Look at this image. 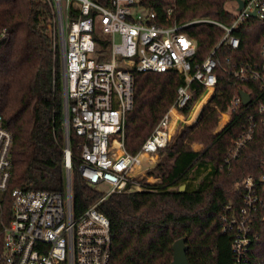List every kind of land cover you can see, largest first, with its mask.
Listing matches in <instances>:
<instances>
[{"label":"trees","instance_id":"trees-1","mask_svg":"<svg viewBox=\"0 0 264 264\" xmlns=\"http://www.w3.org/2000/svg\"><path fill=\"white\" fill-rule=\"evenodd\" d=\"M235 1L140 0L135 6L155 11L159 24L172 25L203 17L230 22L234 14L227 4ZM51 18L52 10L44 0H0V115L14 138L10 190L23 187L64 191L66 187L63 56L48 28ZM184 31L197 40L198 61L206 58L223 34L221 28L208 23L195 24ZM263 32L264 24L251 18L235 30L241 39L235 54L228 46L222 47L220 54L218 50L219 79L203 111L212 93L201 97L205 86L192 83V98L183 113L188 116L198 102L185 123L195 122L201 111L202 114L196 124L180 132L175 142L159 150L160 159L149 174H156L160 182L153 184L143 178L146 189L112 193L98 204L111 223V264H170L173 244L181 237H187L191 264H232V239L223 232L219 217L225 204L240 199L234 191L235 184L250 174L260 176L264 172V124L241 156L228 164L225 157L243 118L219 132L213 131L232 97L247 86L234 82L227 72L231 64L226 58L259 59ZM133 73L134 106L125 117L124 146L127 152L136 154L184 79L173 71L134 69ZM227 118V114L223 115L219 129ZM195 140L204 143L202 150L191 147ZM80 142L81 138L72 132V199L76 216L105 195L80 173ZM143 168V164L137 166L139 171ZM202 170L204 176L192 186L189 181ZM183 184L186 188L181 191ZM3 249L0 224V264H4ZM252 255L253 264L264 263V231Z\"/></svg>","mask_w":264,"mask_h":264},{"label":"built area","instance_id":"built-area-1","mask_svg":"<svg viewBox=\"0 0 264 264\" xmlns=\"http://www.w3.org/2000/svg\"><path fill=\"white\" fill-rule=\"evenodd\" d=\"M44 1L52 10L48 28L53 43L60 45L63 56L64 152L71 184L66 181L64 191L23 187L10 190L14 138L0 115L3 262L111 264V223L98 204L112 193L146 189L138 175L143 170L140 172L137 166L143 164L148 169L154 165L159 150L170 144L178 124L189 117L182 110L192 98V83L205 86L201 97L208 92L211 97L215 94L221 66L218 50L220 54L222 47L228 46L235 54L241 45L235 33L238 26L251 18L264 24V0H243L242 7L236 0L230 22L203 17L172 25L159 24L155 11L135 6L140 0ZM200 23L223 30L219 42L202 61L196 59L197 40L184 31ZM259 55L257 60L226 58L231 64L227 72L234 82L247 85L232 97L219 119L228 115L221 131L243 118L226 154L227 164L241 156L264 124V32ZM134 69L173 71L183 77L184 83L177 87L174 99L139 152L131 154L125 149L124 137L125 117L134 106ZM241 90L250 95L248 102H244ZM72 132L81 138L77 145L81 175L105 191L98 202L77 216L72 199ZM234 191L240 199L224 205L220 224L232 239V264H253L252 249L264 231V172L246 176L235 184Z\"/></svg>","mask_w":264,"mask_h":264},{"label":"rangeland","instance_id":"rangeland-1","mask_svg":"<svg viewBox=\"0 0 264 264\" xmlns=\"http://www.w3.org/2000/svg\"><path fill=\"white\" fill-rule=\"evenodd\" d=\"M227 8H228L229 10H231L232 12H236V4H235L234 2H229V3L227 4ZM210 99H211V97L208 99V101L206 102V104L203 106L202 111H203L204 107L209 103ZM202 111H201V113H200V116H201V114H202ZM200 116H199V118H200ZM199 118H198V120H199ZM198 120H196V121L193 122V123H185V122H184V123H179V124H178V128H177V131H176V133H175L173 139L171 140L170 144H172L173 142H175L176 137L180 134V132H181L186 126H188V125H194V124L197 123ZM219 126H220V122L218 123V126L214 129V131H213L214 133L219 132ZM204 146H205L204 143H203L202 141H199V140H195V141H192V142H191V147H192L194 150H202V149L204 148ZM159 159H160V155H158V156L156 157V162H155L154 165H152V166L149 167L148 169H142L143 172L140 171L141 173L138 174L139 177H140V178H144L147 182H150V183H153V184H156V183L160 182L161 178L158 177L156 174H153V175L149 174V171L152 170V169L156 166V164H157V162L159 161ZM204 174H205V171H204V170H202V171H201L199 174H197L195 177L193 176V175H194V173H193V174H192L193 177H192V179L189 181L190 184H192V186H193V185H197V184L200 182V180L202 179V177L204 176Z\"/></svg>","mask_w":264,"mask_h":264},{"label":"water","instance_id":"water-1","mask_svg":"<svg viewBox=\"0 0 264 264\" xmlns=\"http://www.w3.org/2000/svg\"><path fill=\"white\" fill-rule=\"evenodd\" d=\"M240 3V7L243 6V0H238ZM240 94L243 97L244 102H248L250 95L246 93L244 90L240 91ZM67 182L71 184V172H67ZM186 185L183 184L180 188L181 191H184ZM189 245L187 244V237H181L177 239L173 244V259L170 264H191L188 257Z\"/></svg>","mask_w":264,"mask_h":264},{"label":"crops","instance_id":"crops-1","mask_svg":"<svg viewBox=\"0 0 264 264\" xmlns=\"http://www.w3.org/2000/svg\"><path fill=\"white\" fill-rule=\"evenodd\" d=\"M212 97H213V96H212ZM212 97H211V98H212ZM197 102H198V101H197ZM190 115H191V113H190ZM190 115H189V116H190ZM146 160H147V158H145V161H146ZM155 162H156V159H155ZM154 164H155V163H154ZM143 166H144V165H143ZM144 167H145V166H144ZM143 169H146V167L143 168Z\"/></svg>","mask_w":264,"mask_h":264}]
</instances>
